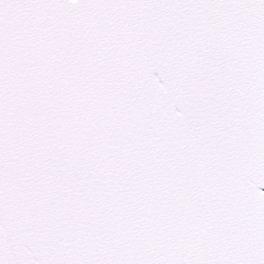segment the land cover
Listing matches in <instances>:
<instances>
[{
    "label": "snow or ice",
    "instance_id": "obj_1",
    "mask_svg": "<svg viewBox=\"0 0 264 264\" xmlns=\"http://www.w3.org/2000/svg\"><path fill=\"white\" fill-rule=\"evenodd\" d=\"M0 264H264V0H0Z\"/></svg>",
    "mask_w": 264,
    "mask_h": 264
}]
</instances>
